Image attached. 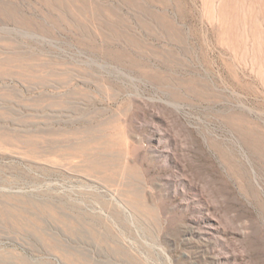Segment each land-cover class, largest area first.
<instances>
[{
	"label": "rangeland",
	"instance_id": "obj_1",
	"mask_svg": "<svg viewBox=\"0 0 264 264\" xmlns=\"http://www.w3.org/2000/svg\"><path fill=\"white\" fill-rule=\"evenodd\" d=\"M0 264H264V0H0Z\"/></svg>",
	"mask_w": 264,
	"mask_h": 264
},
{
	"label": "bare ground",
	"instance_id": "obj_2",
	"mask_svg": "<svg viewBox=\"0 0 264 264\" xmlns=\"http://www.w3.org/2000/svg\"><path fill=\"white\" fill-rule=\"evenodd\" d=\"M158 134H159V133H158ZM159 136H160V137H162V135H161V134H159ZM159 136H158V137H159ZM159 139H161V138H158V141H159ZM157 150H158V149H157Z\"/></svg>",
	"mask_w": 264,
	"mask_h": 264
}]
</instances>
